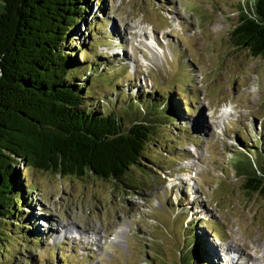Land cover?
I'll list each match as a JSON object with an SVG mask.
<instances>
[{"label": "rangeland", "instance_id": "1", "mask_svg": "<svg viewBox=\"0 0 264 264\" xmlns=\"http://www.w3.org/2000/svg\"><path fill=\"white\" fill-rule=\"evenodd\" d=\"M89 1L64 51L84 66L77 75L90 74L88 104L125 128L154 123L143 170L128 174L127 189L19 162L27 203L6 226L0 264H182L194 243L207 264H228L224 247L264 264V196L232 168L238 157L259 165L264 149V59L231 42L252 0ZM70 221L99 240L64 238L66 228L53 236Z\"/></svg>", "mask_w": 264, "mask_h": 264}, {"label": "trees", "instance_id": "2", "mask_svg": "<svg viewBox=\"0 0 264 264\" xmlns=\"http://www.w3.org/2000/svg\"><path fill=\"white\" fill-rule=\"evenodd\" d=\"M249 8L238 16L231 42L264 59V0H252ZM87 11L80 0H0V249L8 241L6 226L27 203L29 184L22 182L28 176L16 169L19 162L78 178L89 172L127 189H135L128 174L143 170L154 123L142 117L125 128L113 111L88 104L90 74L77 75L84 66L64 51ZM81 78L84 83H76ZM255 158L259 165L238 157L232 168L248 193L264 196V149ZM182 257V264L200 258L207 264L204 247L195 243Z\"/></svg>", "mask_w": 264, "mask_h": 264}, {"label": "bare ground", "instance_id": "3", "mask_svg": "<svg viewBox=\"0 0 264 264\" xmlns=\"http://www.w3.org/2000/svg\"><path fill=\"white\" fill-rule=\"evenodd\" d=\"M75 221H70V222H68V224L70 223L71 225H68V224H66V225H64V223H61L60 225V227H61V229H60V227L58 226H56V227H53V228H51L52 229V231L54 230V233H53V236L55 237V236H60L61 235V233H63L64 234V231H65V235H64V238L66 237V235H67V237H69L70 235L69 234H71V232H72V230L74 229V230H76L77 231V233H78V235H73V234H71L72 236H77L78 238H80L79 239V241H81V240H86V242H87V244L88 243H94L95 241H97V239H93L91 236H90V232H86V234H85V236L83 237V238H81L82 237V233H81V229L79 228V226L78 227H76L75 228V223H74ZM71 226V227H70ZM58 228V229H57ZM63 228L65 229L64 231H63ZM71 228V229H70ZM55 229H57V230H59V231H55ZM80 233H81V236H80ZM80 236V237H79ZM216 250V249H215ZM225 250V254H226V256H227V260L225 259V261L228 263V264H247V262L248 261H250V262H252V260L254 259V257L249 253V252H243V251H239V250H236L235 248H226V247H224L223 249H221V252H223ZM217 253V252H216ZM251 255L252 257H253V259H252V257L251 256H249V255ZM221 255V254H220ZM218 256H219V254H218ZM250 258V259H249Z\"/></svg>", "mask_w": 264, "mask_h": 264}]
</instances>
